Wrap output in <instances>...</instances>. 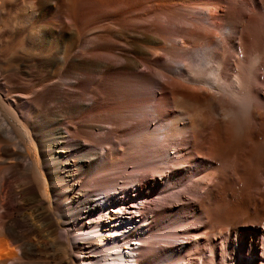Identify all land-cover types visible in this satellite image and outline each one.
Wrapping results in <instances>:
<instances>
[{
  "label": "rangeland",
  "instance_id": "374dc122",
  "mask_svg": "<svg viewBox=\"0 0 264 264\" xmlns=\"http://www.w3.org/2000/svg\"><path fill=\"white\" fill-rule=\"evenodd\" d=\"M212 1L220 6L224 19L222 28L216 29L217 36L212 37L209 43L204 39L197 43L198 26L194 24L206 26L207 17L196 10L189 12L185 6L187 1L98 0L96 10L100 13L114 10L98 15L101 23L111 21V24L100 27L96 32V45L76 51L70 49L61 71L52 67L43 73L46 74L44 79H52L51 85L43 92L49 109L46 111L45 105L41 106L33 115H46L48 122L47 127L33 131L36 143L27 145V153L41 162L38 142L47 140V132L57 126L69 131L70 141L85 143L83 149L87 145L101 148L100 154L96 155L99 159L96 158L95 165L89 168L85 165L88 174L82 171L79 177L83 179L79 178L75 187L81 190L80 194H86L115 183V189H118L115 199L134 205L142 212L138 213L139 218H145L141 234L133 237L145 244L141 246V259L137 264H264V40L262 45L261 39L259 44L252 45L248 38L253 24L264 22V0ZM93 8L82 0H73L70 11L73 19L79 20ZM161 13L168 14L166 19L172 14L176 30L154 24L153 17ZM180 34L182 41L178 38ZM188 38H191L189 46L186 45ZM141 47L154 48L162 55L148 59L138 53ZM19 48L20 45L15 47ZM199 48H204L201 54L198 53L201 58L193 59ZM73 56L74 61L71 60ZM190 60H193L190 66L193 70L185 66ZM134 62L138 64L133 66ZM250 62L248 69L252 74L248 78L244 70ZM65 67L71 73L77 72L79 75H75L78 77L68 78L70 81L64 83L57 82L62 78L61 72ZM26 69L20 62L13 66V70L22 73ZM37 73L38 70L32 71V74ZM253 74H256L255 79ZM171 80L194 86L189 90L197 94L198 100L191 98L182 103ZM207 82L212 86L210 91L199 89L209 87ZM228 84H235L231 93L238 103L217 107L212 94L226 96ZM191 102L194 108L198 107L212 117V122L187 118L184 130L178 134L171 133L169 140L172 143L166 147L169 155H164L156 142L160 140L156 135L172 129L171 120L183 116L182 107L187 108ZM74 105L80 108L73 109ZM53 116L58 120H50ZM218 134L223 140L234 142L237 138L236 141L242 139L246 142V146L241 147L242 151L237 153V157H244V160H239L234 171L220 168L223 158L222 152L217 150ZM129 151H135L137 158L134 161H130L133 159L129 158ZM245 158H252V164ZM179 165L182 166L178 168ZM140 171L141 176L137 174ZM151 171H157L154 175L164 177H153ZM212 172H217L218 176L207 178L206 174ZM131 174L135 177L131 178ZM90 175H94V179ZM251 177V184L247 186L246 182ZM45 180L47 185L42 198L50 202L53 194L46 176ZM133 180L136 183L140 181L137 184L139 193H127L128 198L121 194L122 187L129 182L126 187L132 190L135 187ZM100 182H105L106 186ZM50 205L48 210L54 212L55 207ZM234 205L239 207L236 217L224 218L227 217L225 210ZM215 207H219L221 212L216 213ZM57 222L60 228L63 227L62 219ZM227 237H230V243H227ZM50 243L52 248L48 252L32 258L35 264L79 263L80 254L73 245L62 246L53 239ZM166 243L169 247H163Z\"/></svg>",
  "mask_w": 264,
  "mask_h": 264
},
{
  "label": "bare ground",
  "instance_id": "6f19581e",
  "mask_svg": "<svg viewBox=\"0 0 264 264\" xmlns=\"http://www.w3.org/2000/svg\"><path fill=\"white\" fill-rule=\"evenodd\" d=\"M82 1L87 3V5L91 4L94 8L93 11L90 10L91 12L87 13L79 20H76L73 19L70 11L73 0H0V264H35L32 258L36 254L46 253L52 248L50 239H53L54 242L56 240L58 244H62V246H64V244H67V246L70 244L73 245V248L80 254L78 264H137V261L141 259L139 251L142 245L145 246L144 241H137L138 239L133 238L141 234L144 225L145 218H139L138 215L140 210L138 211L134 205L124 204L125 202H123V200L121 202L118 198V200L115 199V194L118 192V189H115V183H111L112 185L108 187L104 182L105 188L102 187L103 189L99 191L96 190V192H94L95 190H93L92 193L88 192L86 194H80L81 190L75 187L79 182V176L82 174V171H86V167L89 168L91 167L90 165H95L94 160H96V158L97 160L99 159L96 155L100 154L99 150L101 148L96 149L91 145H87L86 149H83V145H86L85 143H80L77 140L70 141L67 134L69 131L67 132V130L62 129L63 127L60 128L57 126L49 133L47 132L46 135L49 137L47 140L38 142L41 151V162H38L37 159L32 158L27 153V145H35L36 143L33 138V135H35L33 131L38 129L41 130L45 128V126L47 127L46 122L48 121H46V115H33L36 109H39L41 106L44 107L46 102L44 101L43 92L51 85L52 79H44L43 77L46 76V74L43 73L52 67L55 68V70L59 69L61 71L62 65H65L64 63L66 62L67 54L70 49L76 51L81 48L93 46L95 42H97L98 36L96 32L99 28L111 24V21H106V24L103 22L101 23L97 17L100 14L113 12L114 8L109 11L103 10L100 13L96 10L98 0ZM142 1L152 2L158 0ZM167 1L170 2L171 0H166V2ZM184 1H187L186 3L188 5H184L189 12L196 10V12L199 11L198 13H201L200 15H205L207 17L208 24L206 26H200L199 23L196 22L194 25L196 27L198 26L196 34L197 43L203 39L206 41L205 43H209L212 37L217 36L216 29L222 28L221 21H224L220 12V6L217 4L218 2L214 3L212 0ZM167 15L162 13L155 15L153 17L154 24L176 30L175 19H173L172 14H169V18L166 19ZM259 22L257 21L253 24L250 30L251 34L248 36L252 45H256V43L259 44V39H261L260 45H262V41L264 40V22H260L261 24ZM179 31L182 32V30ZM179 36L180 37L176 36L175 38L178 37L182 41L183 38L181 34ZM188 40L189 42L186 43V45L189 46L191 38H188ZM17 45H20L19 49H15ZM201 50H204V48L198 50L193 59L198 57L199 59L201 58V56L198 55V53L201 54ZM138 53L146 56L148 59H156L162 55L161 52H158L154 48L147 49L144 47H141ZM71 60L74 61L75 57L73 56ZM17 62H20L28 68L24 71L25 73L13 70V66ZM191 62H193V60H190L187 62L188 64L185 65L189 68L188 70H193L192 68L190 69ZM88 63L90 64V62ZM137 64L138 62H134L133 66ZM250 64L251 62L247 66L245 65V68H247L246 70H244L245 68L243 69L248 78L251 77L252 74V71L248 69ZM200 65L201 64H199V66ZM209 65L207 64V66ZM201 66L200 68H202ZM6 67L10 69L7 70ZM209 68L211 69V67ZM34 70H38L36 75L32 74ZM5 72L7 73L4 74ZM195 72L194 75H196ZM61 73H63L62 78H59L57 82L64 83L65 81H70L68 78L74 79L78 77L75 75L78 73H71L68 67H65ZM187 75H185V77ZM232 75V79L235 81L236 77L234 74ZM255 78L256 74L255 76L253 74V79ZM188 81L190 80H187V82ZM228 81L226 83H228ZM57 82L55 84H57ZM171 82L176 88L178 92L177 95H179L182 103L185 104V102L190 101L191 98H193V100H198L197 94L192 93L193 90H189L194 88V86H186L185 83H183L184 81L179 82L171 80ZM209 84L210 83L207 82V86L209 87H202L199 89L210 91L211 85ZM234 85L228 84L226 96L212 94V98L215 100L217 107H226L238 103L237 98L231 93ZM192 104L191 102L190 106L186 105L190 110L184 106L182 107L185 113L183 116L171 120L170 127H172V129L166 130L165 134L160 133L156 135L158 139L160 138L161 140L156 142L162 149L164 155H169L166 147L172 143V141L169 140L172 135L171 133L176 132L178 134L179 131L182 129L184 130V124L187 118L189 120L195 118L197 121L201 120L205 123L212 122V117L198 107L194 108ZM78 107L74 105L73 109H78ZM44 109L48 111L49 107L45 105ZM57 118L58 117L53 116L50 120L57 121ZM197 125L198 124L195 125L196 128ZM150 138H152V136ZM218 138L219 139L216 140L217 142L219 141L217 150L222 152L221 157L223 158L220 168H224L225 170L226 168H230L234 171L239 160H244V157L238 158L237 153L239 150L242 151L241 147L246 146V142L244 143L242 139L236 141L237 138L233 140L234 142L223 140L220 138V134H218ZM155 148H151V150L158 153ZM227 150H230V152ZM128 156L130 159H133L130 161H134V159L137 158L135 151H129ZM245 159L248 160L247 162L249 164H252V158ZM39 163L41 164L40 167ZM180 166L182 165L177 167L180 168ZM152 168L154 170V167ZM139 173L141 174V171L137 174L140 175ZM151 173L153 172L151 171ZM154 173H157V171H154ZM154 173L152 175H154ZM92 174H94V171ZM97 174L99 175V173ZM221 174L225 176V173ZM128 175L130 176V174ZM206 175L207 178L212 179L213 177L216 178L218 173L212 172ZM45 176L53 194V201L50 202L42 198V196H45L47 185ZM90 176L94 179V175ZM157 176L164 177V175L161 176L160 174H156L153 177ZM56 177H58L59 180H56ZM134 177L132 176L131 178ZM118 178L117 180L122 179V177L120 179ZM138 178L139 177H137V179ZM82 179L80 178V180ZM89 180L91 179L89 178ZM128 181H130V179ZM251 181L252 177L247 180L246 185L248 186L251 184ZM64 182L67 184H64ZM117 182L118 181H116V183ZM98 183H96L97 186L101 187ZM100 183L102 184V182ZM120 183L123 184L124 182ZM138 183H140V181ZM138 183L134 181L133 184L135 187L132 190H130L128 185V187H126V184L123 187L121 186V194L126 195V197H128L127 193L138 195ZM91 184L92 183H90V185ZM39 186L41 187L39 188ZM80 186H82V184ZM85 186L87 187V184H85ZM257 189H259V187ZM126 197L124 198L126 199ZM49 204L55 207L54 212L48 210ZM131 204L133 203L131 202ZM237 205L231 206L229 209L225 210L227 212V214H225L227 217L224 218L236 217L239 212L237 211L239 208ZM144 206L142 205V207ZM150 207L153 208V206ZM215 210L216 213L221 212L219 207ZM222 211H224V209H222ZM263 212L264 211H262V214ZM58 219H62L63 221V227L61 228L58 226ZM218 234L221 235L222 233ZM230 240V237H227V243H230ZM152 242L153 241L150 242L151 245ZM164 246L169 247L167 243L164 244L163 247ZM163 261L160 260V262Z\"/></svg>",
  "mask_w": 264,
  "mask_h": 264
}]
</instances>
